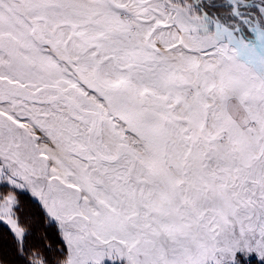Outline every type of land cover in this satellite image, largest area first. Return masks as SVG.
I'll list each match as a JSON object with an SVG mask.
<instances>
[{
	"label": "snow or ice",
	"instance_id": "snow-or-ice-1",
	"mask_svg": "<svg viewBox=\"0 0 264 264\" xmlns=\"http://www.w3.org/2000/svg\"><path fill=\"white\" fill-rule=\"evenodd\" d=\"M0 264H264V0H0Z\"/></svg>",
	"mask_w": 264,
	"mask_h": 264
}]
</instances>
